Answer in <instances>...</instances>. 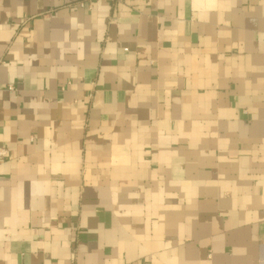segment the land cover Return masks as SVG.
Returning a JSON list of instances; mask_svg holds the SVG:
<instances>
[{"label":"crops","instance_id":"obj_1","mask_svg":"<svg viewBox=\"0 0 264 264\" xmlns=\"http://www.w3.org/2000/svg\"><path fill=\"white\" fill-rule=\"evenodd\" d=\"M0 264H264V0H0Z\"/></svg>","mask_w":264,"mask_h":264},{"label":"built area","instance_id":"obj_2","mask_svg":"<svg viewBox=\"0 0 264 264\" xmlns=\"http://www.w3.org/2000/svg\"><path fill=\"white\" fill-rule=\"evenodd\" d=\"M4 156V152L0 150V157Z\"/></svg>","mask_w":264,"mask_h":264}]
</instances>
